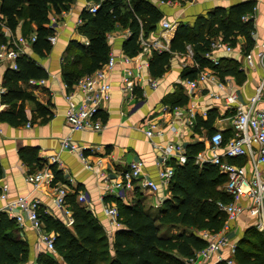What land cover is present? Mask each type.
<instances>
[{"label": "trees", "instance_id": "trees-1", "mask_svg": "<svg viewBox=\"0 0 264 264\" xmlns=\"http://www.w3.org/2000/svg\"><path fill=\"white\" fill-rule=\"evenodd\" d=\"M100 5L95 13L85 9L82 13L84 31L88 35L89 44L77 40L72 41L71 48L78 54H67V70L63 73L68 85H73L86 73L101 67L109 59L111 47L107 34L116 26L127 28L131 34L123 41L122 49L128 56H135L140 51L139 35L155 33L164 17L162 10L152 0H91ZM170 1V0H158ZM74 0H1L0 5V44L8 40L3 27L13 33L21 27L23 35L36 34L32 43L33 50L45 55L52 49L49 36L54 28L48 26L52 11L61 14L69 10ZM256 0H246L231 6H216L206 15H199L194 25L180 22L170 41L168 51H155L150 58V73L154 77H162L170 66L175 53L192 49L193 59L200 65L186 67L182 78H195L200 70L210 61L204 54L210 49L211 41L221 38L235 45L239 35L246 38L244 51L249 52L256 41L252 36L255 30L253 20H243V16L253 11ZM35 24V26L33 25ZM78 58L82 60L80 71L73 70ZM17 69L8 66L4 73L5 90L1 102L13 104L22 101L17 110L0 112V121L12 125H20L28 120L24 102L33 100L38 116L44 120L53 116L49 106L39 102L36 97L22 87V82L40 79L47 76V71L35 60L22 54L17 59ZM220 75L231 74L240 83L246 76L235 64L230 68L219 66ZM168 101V100H165ZM187 97L179 93L172 105H183ZM105 119V117H103ZM216 115L211 112L207 119L197 120L196 132L201 127L210 132L214 130L212 123ZM228 134H226V137ZM204 148L201 141L186 143L187 160L183 164H175L176 170L168 187V196L158 208L156 214L146 208L140 196L131 203L116 200L121 225L114 229L110 237L93 211L75 203L73 206L75 223L67 227L59 220H51L40 212V217L48 231L55 232V250L66 264H185L186 259L202 250L208 241L200 235V230L207 229L219 232L227 219L220 210L218 202H230L233 197L223 189L227 177L217 166L196 163V155ZM23 159L38 169L44 167V160L37 154L22 152ZM55 174V182L63 180L56 164L48 165ZM3 166L0 158V178ZM64 181V180H63ZM66 199L70 206V197ZM75 200H77V194ZM16 220L5 212H0V264H26L28 262L27 243L13 231L17 230ZM166 228L168 233H162ZM169 228L178 230L169 232ZM18 229H20L18 227ZM235 264H264V231L255 225L245 230L238 239L233 256ZM39 264H63L51 255L41 254ZM214 264H227L225 259Z\"/></svg>", "mask_w": 264, "mask_h": 264}, {"label": "crops", "instance_id": "crops-1", "mask_svg": "<svg viewBox=\"0 0 264 264\" xmlns=\"http://www.w3.org/2000/svg\"><path fill=\"white\" fill-rule=\"evenodd\" d=\"M87 1L90 0H74L70 9L63 11L61 14L52 11L50 18L56 20L53 34L56 37V41L55 43L50 42L52 44L50 52L40 55L33 50L32 44L25 48V54L42 66L47 71V76L37 79H44L46 81L45 84H31L27 81L21 83L22 87L30 91L39 102L49 106L53 112V116L44 120L41 116H38L35 102L33 100H26L24 102L28 118L26 122L15 126L0 121V158L3 166V176L0 178V193L3 192L4 187L8 188L7 199H0V209L8 201L14 200L19 196L38 198L41 201L40 212L42 215L49 217L51 220H59L67 227H72L75 223L73 206L75 203H78L93 211L105 231H107L109 222L99 199L101 192L99 170L102 166L119 170L126 167L133 160L142 159L146 162L145 170L152 178L157 180L155 159L158 154V148L154 147L145 133V127L150 118L157 121L164 117L163 114H158V112L152 114L154 110L159 109L162 104L172 105V102L176 100L179 93H182L187 97L185 104L196 102L199 110L207 108L210 111L209 113L216 112V118L212 123L214 129L227 127L229 124L220 120L219 116L223 111V106L217 104L210 96L199 94L190 100L185 85L186 79L182 78V71L186 67L194 68L197 66L193 55H190L188 50L184 53L173 54L170 66L164 75L162 77H154L151 75L149 68H140L137 65V61L139 60H133L130 63L124 62L123 57L127 54L122 49V44L128 37L125 34L129 29L116 26L113 31L107 34L111 52L118 59V63L112 71L111 82L113 90L111 98L106 102L103 114L104 120L107 121V127L101 132H72L65 120L66 110L68 109L67 96L73 91L75 93L74 99L77 100L81 98V94L74 90L75 83L71 86L66 83L63 72L68 68L66 55L78 54V50L71 48L72 41L77 40L85 45H87L86 42H89L88 35L84 31L85 23L82 18ZM170 1L172 3H168L169 1H159L167 7H162V9L159 7L164 13L162 20L176 23L175 30L168 33L169 46L180 22L194 25L199 15H206L208 11L216 6H231L245 0H188L185 5L181 4L179 0ZM255 7L257 8L254 23L257 32L255 44L258 45L264 39V0H256ZM80 19L82 20L81 23L79 22ZM162 20L160 21L159 29L155 33H151L152 35L160 34ZM33 25L35 26V24ZM4 32L6 33L5 29ZM16 34H22L21 27L17 29ZM245 45L246 38L239 35L234 45V52L221 50L215 54L221 58L225 68H230L237 64L238 68L241 69L244 66L245 52H240V50L244 51ZM185 64L186 67L184 66ZM7 67L8 63L0 65V112L8 109L17 110L22 103L19 100L13 104L1 102V95L5 90L3 84L4 73ZM81 67L82 60L78 58L73 70L80 71ZM244 68L243 72L246 79L242 83L238 82L234 75H224L226 78H232L241 101L247 100L254 93L255 87L262 75V69L259 66H244ZM126 71L131 72L130 81L135 86L134 94L131 98L121 78ZM141 74L144 77L145 75H150L157 79L159 82L158 87L151 88L145 79L139 76ZM139 102L141 104L138 106ZM201 118L205 119L204 117ZM208 133L210 131L207 128L201 127V131L197 133L199 136L196 137L192 136L191 130L179 127L176 130L168 131L163 137H156L155 141L163 144L167 142L188 143L193 141V139L199 141L200 138H205ZM67 136H71L78 144L91 146L90 148L92 149H84L89 162L93 165L92 168H87L76 153L60 150L61 140ZM22 152L37 154L40 159L44 160V166L54 164L55 162L48 161L47 158L50 155L58 154L59 162L55 164L61 171L64 181H54V184L51 186L44 183L39 187H35L34 184L27 181L26 177L29 173L36 171L38 167L37 165L35 167L29 165L21 156ZM56 183L66 185L69 190L68 194L72 195L69 196L72 206L68 204L74 217L72 225H67L66 215L55 202L54 186L57 185ZM77 191L86 192L90 196L91 203L81 204L75 200V196L73 195H78ZM159 193L167 197L168 188L160 189ZM137 196L141 197L146 208L150 209L151 212L157 209L155 207L158 197L157 193H150L136 187L131 199H128L126 203H131ZM239 219L241 220L232 223L235 231L233 232V236L236 239L240 238L238 236L239 229L241 228L240 224L249 223L251 226L255 222L254 218L248 214H243ZM16 226L20 229L17 227V230L13 231V233L17 234L27 243L28 262L26 264H34L41 254L51 255L59 262L66 264L63 257L56 250L48 251L44 248H38V235L29 223L24 227H21L19 224ZM51 231L55 233L54 230ZM223 256L227 257L226 251L223 252Z\"/></svg>", "mask_w": 264, "mask_h": 264}, {"label": "built area", "instance_id": "built-area-1", "mask_svg": "<svg viewBox=\"0 0 264 264\" xmlns=\"http://www.w3.org/2000/svg\"><path fill=\"white\" fill-rule=\"evenodd\" d=\"M168 3H172V1ZM99 5L98 2L90 0L87 1L86 9L90 13H95ZM256 10L257 8L254 7L251 13L243 16V20H253L255 23ZM55 22L56 20L51 18L49 26L55 28ZM79 22L81 23L82 20L80 19ZM5 27L3 30H6L8 40L0 44V65L8 63V66L17 69V59L25 54V48L36 40V34L32 33L30 36L17 35ZM175 28V22L162 20L159 35H145L141 31L138 39L140 51L135 56L125 55L123 57L124 62L130 63L133 60H139L137 65L140 68H149L153 52L169 50L168 33L174 31ZM130 34V30H128L125 36ZM252 36L254 39L257 37L256 29L252 31ZM49 40L51 43H55L56 37L51 35ZM88 43L86 42V44ZM221 50L234 52L235 46L221 38L213 39L210 49L204 54L211 64L200 68L195 78L186 79L185 85L190 100L199 94L208 95L217 104L223 106L219 118L229 125L216 128L208 133L205 138H200L199 141L204 143V148L196 155V163L200 166L206 163L217 166L219 171L227 177L223 189L232 195L233 199L230 202H218L220 210L227 215L223 228L216 233L207 229L200 230V235L208 241V244L195 256L186 259L185 264H213L222 259H225L227 264H235L233 256L236 252L238 239L233 236L235 231L232 223L238 221L243 214L253 217L255 220L253 225L264 231V39L258 45L255 44L247 53L240 50V52H245L244 66H254L256 59L262 69V75L254 93L244 101L240 100L232 78L220 75L221 58L215 53ZM188 51L190 55H193L190 47H188ZM117 63L116 55L111 52L106 63L93 72L84 74L76 81L74 90L81 94V98L75 100V93L70 92L67 96L68 109L65 114L66 123L72 132H101L107 127V121L104 120L103 114L105 104L111 98L113 90L112 71ZM184 66L186 67V64ZM196 66L197 68L200 67L198 63ZM244 66L241 67L242 70L245 69ZM142 75L139 76L145 79L151 88L158 87L157 79L150 75H145V77ZM121 78L130 98L133 97L135 86L130 81L131 72H124ZM45 82L44 79L29 80L31 84L40 85L45 84ZM155 112L163 114L164 117L157 121L150 118L147 121L145 133L154 147L158 148L155 159L157 180L145 170L146 162L142 159L133 160L119 170L105 166L99 170L101 182L99 199L108 218L109 228L106 232L110 237L113 235L114 229L121 225L116 200L127 202L128 199H131L136 187H139L150 193H157L155 207L160 208L165 196L160 195L159 190L169 187L175 175V164H183L187 160L186 143L167 142L163 144L155 141V138L163 137L168 131L176 130L179 127L191 130L192 136L197 137L199 136L198 132L193 129L197 125L198 118L207 119L210 114L207 108L199 110L196 102L175 106L162 104L152 114ZM226 134H228L227 137ZM195 141L198 140L193 139L191 142ZM87 146V144H78L71 136H67L61 140L60 150L76 153L87 168H92L93 165L89 162L84 149L91 146ZM48 157V161L59 162L58 154ZM26 178L35 187L44 183L51 186L54 184L55 174L48 165H45L29 173ZM54 188L55 202L66 215L67 225H72L74 217L66 199L69 190L64 184H57ZM78 193L77 201L79 203H91L90 196L86 192L79 191ZM7 195L8 188L4 187L3 192L0 193V199L6 200ZM40 205L41 201L38 198L19 196L8 201L0 211H4L10 218H14L21 227L29 223L38 235V248L55 251V233L46 230L40 217ZM225 251L227 257L223 256ZM34 264L39 263L35 261Z\"/></svg>", "mask_w": 264, "mask_h": 264}, {"label": "rangeland", "instance_id": "rangeland-1", "mask_svg": "<svg viewBox=\"0 0 264 264\" xmlns=\"http://www.w3.org/2000/svg\"><path fill=\"white\" fill-rule=\"evenodd\" d=\"M156 5H158V7H160L161 9H162V7H164V8H167L164 4H162V3H160L158 0H152ZM187 1L188 0H179V2L181 3V4H183V5H185L186 3H187ZM163 11V10H162ZM255 65L258 67L259 65H258V62H257V60L255 59ZM156 212H157V209H155L154 211H152V213L153 214H156ZM239 220H241V219H239ZM252 223V222H251ZM246 225H248V226H246ZM240 229H239V233H238V236H240V238L241 237H243V235L245 234V230L248 228V227H250V225H249V223H242V224H240ZM178 229L177 228H169L168 229V231L169 232H171V231H173V232H175V231H177ZM162 233H168L167 232V230H166V228H164V230H163V232Z\"/></svg>", "mask_w": 264, "mask_h": 264}, {"label": "water", "instance_id": "water-1", "mask_svg": "<svg viewBox=\"0 0 264 264\" xmlns=\"http://www.w3.org/2000/svg\"><path fill=\"white\" fill-rule=\"evenodd\" d=\"M246 1V0H245ZM141 104V102H139L138 106Z\"/></svg>", "mask_w": 264, "mask_h": 264}]
</instances>
